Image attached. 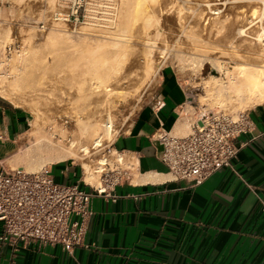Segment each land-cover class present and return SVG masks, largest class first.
<instances>
[{
    "label": "rangeland",
    "instance_id": "rangeland-1",
    "mask_svg": "<svg viewBox=\"0 0 264 264\" xmlns=\"http://www.w3.org/2000/svg\"><path fill=\"white\" fill-rule=\"evenodd\" d=\"M262 1L87 0L84 20L72 26L53 18L58 0H0V85L3 87L0 88V95L4 94L2 96L8 97L14 105L27 111L30 118L28 131L20 142L18 157L33 150L37 136L51 135L49 137L54 144L66 145L73 139L82 142L78 117L84 122L104 120L109 114L112 121L109 138L87 155L80 153L74 163L61 162L73 164L80 170L81 163H86L92 170L96 160L103 157V152L111 149L112 140L127 129L136 111L157 86L161 70L169 65L175 69L181 82L191 85L196 112L216 108L231 113L248 112L257 105L245 107L235 102H226L223 106L217 104L214 98L207 96L205 80L213 76L225 84L228 73L234 70V53L239 51L242 56H254L252 43L264 29ZM91 6L93 11L88 14ZM241 27H245L246 33L238 37L236 32ZM134 34L136 37L133 36V39L130 35ZM227 34L233 36L232 42L241 45L239 49L230 46L232 51L230 43H225L227 47L224 45L221 39ZM149 36L152 39L149 42L153 43L143 44L146 48L141 42H146L143 38ZM129 39H132L130 43ZM221 48H224V55ZM80 52L89 59L94 56L96 60L100 58L111 62V70L102 72V76L85 75L91 79L93 87L97 83L87 99L77 87L78 79H72L73 63L69 66L64 64L67 57L81 56ZM22 54L27 62L22 60ZM119 54L120 57L126 55L121 60ZM205 55L216 56L217 60L213 59L222 69L212 72V64L205 62L198 70L191 59L199 60ZM63 76L65 79H60ZM231 76L234 78L235 74ZM90 82L82 85L83 89L86 90ZM188 110L189 115L182 120L187 127L192 115L196 114L192 108ZM33 122L38 124V129H34ZM187 130L180 135H185ZM113 160L110 159V164L116 165ZM134 162V157L124 156L120 167L127 170L128 165ZM19 165L24 164L10 163L13 168ZM49 166L43 169L47 170ZM58 168L52 170L54 176H58ZM129 171L134 172V169Z\"/></svg>",
    "mask_w": 264,
    "mask_h": 264
},
{
    "label": "crops",
    "instance_id": "crops-1",
    "mask_svg": "<svg viewBox=\"0 0 264 264\" xmlns=\"http://www.w3.org/2000/svg\"><path fill=\"white\" fill-rule=\"evenodd\" d=\"M186 84L172 66L164 67L127 129L112 140L111 151L134 157V172L123 171L106 195L91 199L85 246L70 255L59 246L34 243H19L14 251L0 241V264H264V105L247 112L253 130L235 139L245 146L232 169L190 187L172 179L150 140L159 128L174 132L189 108L196 113ZM29 121L27 111L0 95L5 167L18 161ZM55 167L58 176L52 174ZM47 171L57 182L84 187L82 170L73 164H53Z\"/></svg>",
    "mask_w": 264,
    "mask_h": 264
},
{
    "label": "built area",
    "instance_id": "built-area-1",
    "mask_svg": "<svg viewBox=\"0 0 264 264\" xmlns=\"http://www.w3.org/2000/svg\"><path fill=\"white\" fill-rule=\"evenodd\" d=\"M86 4L87 0H58L53 18L76 26L84 20ZM189 99L196 111L194 99L192 96ZM252 130L253 123L246 111L231 113L216 108L197 111L185 135L159 128L150 140L159 148L157 158L172 179L197 187L216 172L232 169L233 160L245 146L235 144V139ZM123 157L107 149L96 160L92 170L98 174L102 189L84 180V187L78 182L60 183L45 169L27 172L19 167H5L0 160V241L8 243L14 251L19 243H34L59 246L70 255L76 247L85 246L91 199L106 195V190L119 182L123 171L135 167L129 164L127 170L122 169ZM111 158L116 165L110 164ZM261 210L264 211V198Z\"/></svg>",
    "mask_w": 264,
    "mask_h": 264
},
{
    "label": "bare ground",
    "instance_id": "bare-ground-1",
    "mask_svg": "<svg viewBox=\"0 0 264 264\" xmlns=\"http://www.w3.org/2000/svg\"><path fill=\"white\" fill-rule=\"evenodd\" d=\"M260 2H261V0H260ZM262 2H264V1H262ZM90 8L88 9V10H90V11H88V14H90V12L93 11V6H91ZM139 27H137V28H139ZM244 28L241 27L237 30L236 33H237L238 37L245 35L246 32H245ZM139 31H141L140 28H139ZM149 32H150V30H149ZM7 33H9V32H7ZM136 34L130 35V36L133 38V36L136 37ZM148 34H146V36ZM262 34H264L263 28H262L261 34L258 36V38L254 39V42L252 43L254 46L253 50L255 49V51H253V55H254L253 57L252 56L251 57H245V55L242 56L241 54L238 53L239 51L237 53H234V54L232 53L233 54L232 60L235 64L234 68H233L234 70L230 71V72H232L231 74L228 73V76H227L228 78L226 79L227 82L225 84L218 82L216 80V78L213 76L210 79L205 80V88H206L207 96L210 98H214L217 101V104L219 103L221 106H223V104H225L226 102H228V103L235 102V104H237L238 106H245V107L264 104V38H261ZM53 36H55V35H53ZM142 36H144V35H142ZM223 38L224 39H221V40L224 41V45H225V43H227L226 45H228L230 43L229 47L233 46L237 49H239V46H241V45L235 44L234 42L231 41L233 36H228V34H227ZM144 39H146V42H144V43L141 42L142 45L145 43H150V45H152L153 42L152 43L149 42L152 40L150 38V36H149V38L148 37L143 38V40ZM131 40L129 39V43ZM138 42H139V40H138ZM133 43L134 42H132V44ZM205 44H206V42L204 43V45ZM143 46H145V45H143ZM149 46H148V48H149ZM230 48H232V47H230ZM86 49H88V48H86ZM214 49L216 50L217 48H214ZM221 50H222L221 54L224 55L225 54V52H223L224 48L223 49L221 48ZM230 50L233 51V48ZM145 51H147V50H145ZM226 52H227V50H226ZM243 52H245V51H243ZM213 53H215V52H213ZM79 54H81V56L76 57L73 55V56L67 57L64 64L67 66L68 64L73 63V69H74V75L75 76L72 75V79H78L79 86H77V87H79L80 92H84L85 95H83V96L85 99H87L90 96V94H92L94 92V89L97 87V83H95L96 86L93 87V84L90 82L91 79L86 78L85 75L90 74L92 77H99V75L102 76L104 73L111 70V66H110L111 62H108L107 59H100V58L98 60H96L94 56L90 57V59H89V58L85 57V55H82L81 52ZM121 54H124V52ZM125 55H123V57H120V54H119L120 59L122 60ZM222 55H221V57H223ZM19 56L21 57V55H19ZM116 56H118V55H116ZM215 57H213V58H215ZM213 58L205 55L202 59H199V60L191 59V61L196 65L195 67L198 70H200L203 67V64L205 62H207V63L210 62L212 64L211 65L212 66V72H216L222 68H220L219 64H217V62H216L217 59L215 58L216 59L215 60ZM230 58H232V57H230ZM18 60H20V58ZM22 60L23 61L25 60V62H27L26 58H24V55H23ZM116 60L118 61V59H116ZM121 60H119V61H121ZM31 64H34V63H31ZM82 69H83V71H82ZM102 72H104V73H102ZM232 74H235L234 78L231 76ZM60 79L64 80L65 76L61 77ZM89 82L91 83L90 86L86 90L83 89L82 85L89 83ZM218 83H220V84H218ZM0 88H3V87L0 85ZM14 88L12 89V92L15 90ZM13 93L15 94V92H13ZM2 95H4V94H2ZM17 96L18 95L16 94L15 97H17ZM7 99H8V97H7ZM10 101H12V100H10ZM86 107H88V106H86ZM90 116H92V115H90ZM89 117H87V119H89ZM82 119H81V117H78V122H77L78 127H79V135H80V138L82 139V142H77L76 140L73 139V140H69L66 145L59 143V142L54 144L52 142V139H51L52 137H49L51 135L41 136V137L37 136L36 142L33 145V147H34L33 150L32 149H31V151L28 150L21 157L18 158V161L16 160L18 164L19 163L24 164L23 166L20 165L19 168L24 167V170H26L27 172H35L37 170H42L45 166L47 167V165H53V164L66 162V161H73L72 163H74L76 158L81 156L80 153H86V155H87V153H89L91 149H94L96 147L101 146L103 143V140L109 138L110 133H111V128H112L111 116L109 114L104 118V120L93 119V120H87V121L82 122ZM182 119L184 120V118H182ZM35 120L36 119H34V121ZM37 125L38 124H36V122H33L34 129H38ZM187 128H188L187 124L185 122H183L182 120H179L175 125V128H174L175 131L174 132L177 135H180V134H183V132H185V130ZM81 166H82V170H83V174H84L83 180L87 184H90V185L96 187L97 189H102L103 186L101 185L98 174H95L90 169V166L86 163H81ZM147 180H151V179L147 178Z\"/></svg>",
    "mask_w": 264,
    "mask_h": 264
}]
</instances>
